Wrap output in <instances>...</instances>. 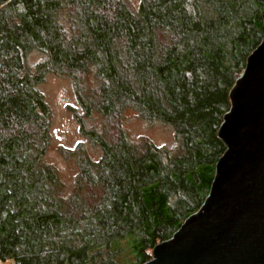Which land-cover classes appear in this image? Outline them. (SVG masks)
Listing matches in <instances>:
<instances>
[{
  "label": "trees",
  "instance_id": "1",
  "mask_svg": "<svg viewBox=\"0 0 264 264\" xmlns=\"http://www.w3.org/2000/svg\"><path fill=\"white\" fill-rule=\"evenodd\" d=\"M263 12L264 0H0V264L150 261L210 195ZM50 74L73 83L80 133L101 153L81 155L68 195L45 160ZM128 112L171 126L176 150L132 143ZM95 115L116 133L88 129Z\"/></svg>",
  "mask_w": 264,
  "mask_h": 264
},
{
  "label": "water",
  "instance_id": "2",
  "mask_svg": "<svg viewBox=\"0 0 264 264\" xmlns=\"http://www.w3.org/2000/svg\"><path fill=\"white\" fill-rule=\"evenodd\" d=\"M231 99L206 203L144 264H264V36Z\"/></svg>",
  "mask_w": 264,
  "mask_h": 264
},
{
  "label": "rangeland",
  "instance_id": "3",
  "mask_svg": "<svg viewBox=\"0 0 264 264\" xmlns=\"http://www.w3.org/2000/svg\"><path fill=\"white\" fill-rule=\"evenodd\" d=\"M133 9H137L140 0H127ZM43 60V56L34 53L29 62L35 66ZM86 90L95 87L94 76L83 79ZM39 90L45 96L52 111L51 146L45 158L46 162L53 165L60 175L64 193L68 195L75 189L78 163L81 155H87L98 160L101 153L87 138L80 133V125L76 120V114L81 115L82 109L77 102L73 83L64 77L47 75ZM88 129L95 128L100 132L108 130L110 134L116 133L115 125H109L108 121L98 115L87 118L84 121ZM124 130L132 143L138 144L148 140L156 146L171 152L177 148V140L174 129L162 123H148L136 117L134 112L126 114Z\"/></svg>",
  "mask_w": 264,
  "mask_h": 264
}]
</instances>
